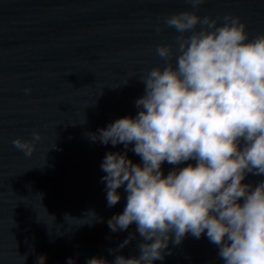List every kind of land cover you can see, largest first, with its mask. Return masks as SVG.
Masks as SVG:
<instances>
[{"label": "water", "instance_id": "water-1", "mask_svg": "<svg viewBox=\"0 0 264 264\" xmlns=\"http://www.w3.org/2000/svg\"><path fill=\"white\" fill-rule=\"evenodd\" d=\"M185 10L219 23L238 16L250 39L264 33V0H205L198 9L189 0H0V264H39L40 256L45 264L93 257L112 264L116 255L139 256L138 235L120 248L134 224L117 232L108 226L127 193L122 186L120 202L108 206L101 164L109 152L135 163L140 157L134 145H105L90 135L137 115L141 77L164 63L155 47L177 35L165 18ZM34 131L43 139L26 156L12 140H30ZM194 163L164 162L162 171ZM261 181L264 175L248 174L244 183ZM165 252L154 264H224L206 234L188 233Z\"/></svg>", "mask_w": 264, "mask_h": 264}, {"label": "clouds", "instance_id": "clouds-1", "mask_svg": "<svg viewBox=\"0 0 264 264\" xmlns=\"http://www.w3.org/2000/svg\"><path fill=\"white\" fill-rule=\"evenodd\" d=\"M189 3L198 9L205 0ZM164 27L177 35L155 47L164 63L141 77L137 115L90 135L105 145H134L141 161L109 152L101 164L108 206L120 202L122 186L127 193L110 230L136 226L120 248L141 239L138 257L116 255L112 264H154L188 233L206 234L224 264H264V181L244 183L248 174L264 175V33L250 39L240 17L219 23L192 10L168 15ZM42 139L34 131L12 144L32 156ZM187 161L195 163L162 171L164 162ZM88 264L109 262L93 257Z\"/></svg>", "mask_w": 264, "mask_h": 264}]
</instances>
